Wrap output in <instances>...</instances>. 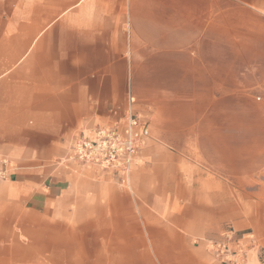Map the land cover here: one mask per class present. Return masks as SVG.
<instances>
[{"label":"crops","instance_id":"0c3cea01","mask_svg":"<svg viewBox=\"0 0 264 264\" xmlns=\"http://www.w3.org/2000/svg\"><path fill=\"white\" fill-rule=\"evenodd\" d=\"M129 113L127 177L65 160ZM0 161V264L61 229L87 264L264 258V0H0Z\"/></svg>","mask_w":264,"mask_h":264},{"label":"built area","instance_id":"2783aa9c","mask_svg":"<svg viewBox=\"0 0 264 264\" xmlns=\"http://www.w3.org/2000/svg\"><path fill=\"white\" fill-rule=\"evenodd\" d=\"M124 124L96 122L91 128L80 130L68 142L65 160L113 177H127L141 163L139 150L148 130L147 124L133 113L126 116ZM4 176L5 170L0 169V178ZM208 247L221 264H264L259 251L247 252L229 235L225 242L209 241Z\"/></svg>","mask_w":264,"mask_h":264},{"label":"rangeland","instance_id":"374dc122","mask_svg":"<svg viewBox=\"0 0 264 264\" xmlns=\"http://www.w3.org/2000/svg\"><path fill=\"white\" fill-rule=\"evenodd\" d=\"M61 230L57 234L42 233L36 249L27 242L25 254L20 252L18 256L17 249L11 250L10 264H87L82 257L80 239L74 235L70 241L71 236Z\"/></svg>","mask_w":264,"mask_h":264}]
</instances>
